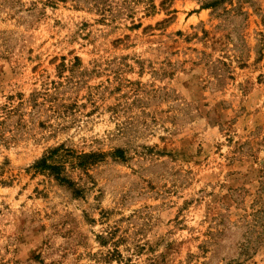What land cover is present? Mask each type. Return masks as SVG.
Returning a JSON list of instances; mask_svg holds the SVG:
<instances>
[{
  "label": "rangeland",
  "instance_id": "374dc122",
  "mask_svg": "<svg viewBox=\"0 0 264 264\" xmlns=\"http://www.w3.org/2000/svg\"><path fill=\"white\" fill-rule=\"evenodd\" d=\"M0 264H264V0H0Z\"/></svg>",
  "mask_w": 264,
  "mask_h": 264
},
{
  "label": "trees",
  "instance_id": "16d2710c",
  "mask_svg": "<svg viewBox=\"0 0 264 264\" xmlns=\"http://www.w3.org/2000/svg\"><path fill=\"white\" fill-rule=\"evenodd\" d=\"M43 161L45 163V160H43ZM52 167H53L52 170H55V166H52ZM61 181L66 182L64 179H61Z\"/></svg>",
  "mask_w": 264,
  "mask_h": 264
}]
</instances>
